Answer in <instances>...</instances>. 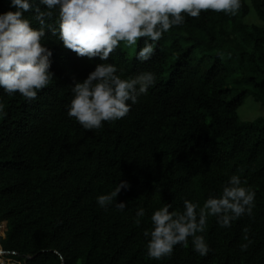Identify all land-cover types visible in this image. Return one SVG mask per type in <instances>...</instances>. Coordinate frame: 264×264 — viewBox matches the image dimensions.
<instances>
[{"label": "trees", "instance_id": "trees-1", "mask_svg": "<svg viewBox=\"0 0 264 264\" xmlns=\"http://www.w3.org/2000/svg\"><path fill=\"white\" fill-rule=\"evenodd\" d=\"M8 10L0 0V12ZM250 13L257 22L244 20ZM57 19L54 12L46 23L56 27ZM41 43L52 52V80L36 99L0 90L5 257L20 264H264V114L249 121L237 113L247 95L264 106V0H241L234 15L186 17L143 62L136 59L143 38L132 57L118 47L106 63L122 78L151 72L155 84L125 117L100 129H83L67 108L73 82L101 61L78 57L47 29ZM233 174L255 192L251 216L228 228L209 217L206 256L191 238L169 257L147 256L143 233L155 210L171 204L169 211H182L185 199L202 205ZM120 180L129 188L114 203L125 209L98 207L96 197ZM138 208L145 210L139 224ZM245 235L250 243L241 251Z\"/></svg>", "mask_w": 264, "mask_h": 264}, {"label": "clouds", "instance_id": "clouds-1", "mask_svg": "<svg viewBox=\"0 0 264 264\" xmlns=\"http://www.w3.org/2000/svg\"><path fill=\"white\" fill-rule=\"evenodd\" d=\"M8 7L14 10L0 12V90L9 96L19 93L32 101L49 84L52 52L41 43L47 29L78 57L101 61L82 82H73L67 108V115L83 129L93 130L100 129L103 122L125 117L131 105L155 84L151 72L122 78L115 64L106 63L121 43L131 47L143 38L136 59L149 60L155 43L171 28L182 25L186 17L198 18L209 10L234 15L241 0H8ZM54 12L57 26L49 27L46 21ZM33 21L38 28L31 26ZM3 114L4 105L0 103ZM128 188V182L120 180L112 191L96 197L98 207L107 210L115 204L124 210V202L114 201L122 189ZM254 199L255 192L233 174L220 194H210L202 205L185 199L182 211H169L171 204H164L150 217L152 229L143 233L147 256L155 260L169 257L174 246H186L189 238L193 250L206 256L209 246L202 233L208 218L215 217L219 227L228 228L232 221L252 215ZM144 215L145 210L138 208L135 223L139 224ZM244 231L247 233V229ZM244 240L248 241L247 235ZM249 243H242L240 250L246 251Z\"/></svg>", "mask_w": 264, "mask_h": 264}, {"label": "rangeland", "instance_id": "rangeland-1", "mask_svg": "<svg viewBox=\"0 0 264 264\" xmlns=\"http://www.w3.org/2000/svg\"><path fill=\"white\" fill-rule=\"evenodd\" d=\"M253 13H250L248 16H246L244 18L245 21L247 22H257V18L255 16H253ZM135 46H127L123 43L120 44V48L124 51H126L127 55L129 57H132L134 54V49ZM238 113V117L241 120H253L258 116H261L264 114V106H262L260 103L256 102L252 96L247 95L242 103V105L238 108L237 110ZM3 221H0V223ZM4 231H5V225L3 227V229H1V234L0 237L4 236ZM4 253L1 252L0 255V261L5 263V264H20L17 261H15L14 259L10 258V257H5L3 255Z\"/></svg>", "mask_w": 264, "mask_h": 264}, {"label": "bare ground", "instance_id": "bare-ground-1", "mask_svg": "<svg viewBox=\"0 0 264 264\" xmlns=\"http://www.w3.org/2000/svg\"><path fill=\"white\" fill-rule=\"evenodd\" d=\"M4 225H5L4 221L0 223V234H1V229H3Z\"/></svg>", "mask_w": 264, "mask_h": 264}, {"label": "built area", "instance_id": "built-area-1", "mask_svg": "<svg viewBox=\"0 0 264 264\" xmlns=\"http://www.w3.org/2000/svg\"><path fill=\"white\" fill-rule=\"evenodd\" d=\"M1 252L4 253V252L2 251V249L0 248V255H1ZM0 264H3V262L0 261Z\"/></svg>", "mask_w": 264, "mask_h": 264}, {"label": "water", "instance_id": "water-1", "mask_svg": "<svg viewBox=\"0 0 264 264\" xmlns=\"http://www.w3.org/2000/svg\"><path fill=\"white\" fill-rule=\"evenodd\" d=\"M5 222V221H4Z\"/></svg>", "mask_w": 264, "mask_h": 264}]
</instances>
